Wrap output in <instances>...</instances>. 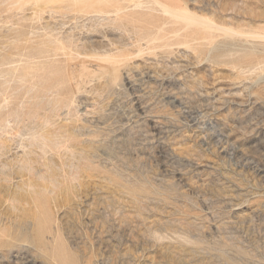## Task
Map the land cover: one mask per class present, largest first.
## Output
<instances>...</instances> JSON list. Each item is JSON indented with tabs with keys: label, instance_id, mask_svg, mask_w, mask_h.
<instances>
[{
	"label": "rangeland",
	"instance_id": "obj_1",
	"mask_svg": "<svg viewBox=\"0 0 264 264\" xmlns=\"http://www.w3.org/2000/svg\"><path fill=\"white\" fill-rule=\"evenodd\" d=\"M80 1L0 0V118L24 119L0 169L37 127L94 141L79 170L35 149L54 179L43 237L10 201L27 172L0 177V264H264V0ZM77 50L111 60L73 98L58 83Z\"/></svg>",
	"mask_w": 264,
	"mask_h": 264
},
{
	"label": "bare ground",
	"instance_id": "obj_2",
	"mask_svg": "<svg viewBox=\"0 0 264 264\" xmlns=\"http://www.w3.org/2000/svg\"><path fill=\"white\" fill-rule=\"evenodd\" d=\"M61 1L62 0H21L23 5H27V4L39 5L41 2H45L46 4H52ZM104 1L105 2H103V0H96L95 2L92 3V6H94L95 4L98 5L100 3L101 4L105 3L106 6H110V7L115 6L116 8L115 13L117 14V16H119V14L122 13L121 11L122 7L120 6L121 4L118 0H116V2L115 0H104ZM74 2L80 3L81 1L74 0ZM158 4L161 3L159 2ZM161 7H163V9L167 14L172 15L176 19H182V21L185 20L184 22L189 21L190 23L195 25V27L200 26L203 29L211 30V31L221 29L226 32H232L231 29L229 30V29L220 28L219 26L213 24L212 22H209L203 18H199L198 16L196 17L189 13H182L184 11L179 12L175 9H172L170 7H165L163 5ZM105 13H109V12H105ZM55 41L60 42L62 44L60 40L59 41L55 40ZM38 54H40L41 56H45L44 50L39 51ZM107 57L110 56H106V58L103 57L99 58L96 54V50L94 52H89V53L85 51L81 52L77 50L74 56L72 54L67 59L68 62L67 72L69 73L67 81L61 80L58 83V85L60 86V85L68 84V87H70L72 90L73 98L83 93L88 85L96 82L97 73L102 72L104 69H108L110 67L109 60H111V58H107ZM6 63L10 64L11 63L10 59L0 60V65ZM17 70L18 68H13L8 70L7 73H10L12 76L15 77ZM31 71H33V69ZM35 73H37V69H35ZM22 80L24 81L25 78H22ZM2 92L3 91L0 87V93ZM73 98H70L68 103L72 104ZM1 102H4V105H0V109L8 107L11 103L8 97L2 99ZM18 112L17 109L15 111L10 110L9 113L7 114V117L3 119L0 118V162H2L1 158L3 156H7V154L10 153L12 146L10 145V142L15 141V138H17L18 135L22 134L20 125L23 123L24 119L19 117ZM70 113L72 112L70 111ZM11 117L13 118V120H11ZM39 118L40 117H36L33 113V116L30 117V120L31 121L33 120L32 121L33 123L36 122ZM44 120L46 121V123L50 122L49 117H45ZM72 129L73 130H71L70 126H67L65 130L66 132H63L60 135H55L57 133L52 134L49 131V129L43 130L40 127L39 128L37 127L36 131L34 130L31 134L29 133L30 137L28 136L29 138L23 140V143L19 145L23 149L22 155L14 156L10 164L3 162L2 164L4 166L0 169V177H2V181L8 183H12L13 179H15V177H13L14 173H12V169L14 168L15 165H18L20 166V168H23L25 173L27 172V175L29 176V180L22 179V183L17 185V189L21 192V194L17 192L13 193L12 196L10 197V201L13 203L12 208L14 210L21 211L23 209V212H25L26 209L22 208V206L25 207V205H28L30 203H32L35 206L39 214V216L36 215L37 216L36 219L38 220V225L40 226L38 232L40 237L45 236V233L48 230L50 223V215H51L50 200L52 202L53 199H51L49 195L53 193V189L51 190L49 185L50 183L54 182L53 181L54 179L52 178V176H50L49 178L48 176H46V174L43 173L35 174V168L33 167L35 160L32 159V155L36 154L35 151L36 148L37 151L38 149H40L45 155L48 154V152L51 153L57 152L59 153L60 158H62V153H68L71 156H73L72 157L73 160H71V158L69 159L71 165L79 170L81 168L80 165H81V160L83 158L81 159L77 158L76 157L77 153L79 152L85 153L86 154L85 158L90 159V155H88L89 154L88 152L94 148V141L93 140L88 142L81 141L80 134H78L77 132L78 126H74L72 127ZM23 135L24 134H22V136ZM90 137L92 139H95L96 134L93 133L90 135ZM47 168L49 167L47 166ZM36 180L41 181V183H38V181ZM0 234L2 235V231L0 232Z\"/></svg>",
	"mask_w": 264,
	"mask_h": 264
}]
</instances>
